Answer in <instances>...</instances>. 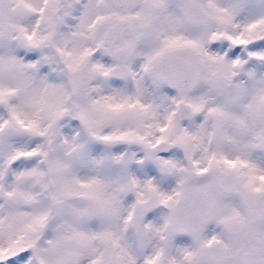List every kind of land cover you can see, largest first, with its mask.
<instances>
[{
  "label": "snow or ice",
  "instance_id": "1",
  "mask_svg": "<svg viewBox=\"0 0 264 264\" xmlns=\"http://www.w3.org/2000/svg\"><path fill=\"white\" fill-rule=\"evenodd\" d=\"M0 264H264V0H0Z\"/></svg>",
  "mask_w": 264,
  "mask_h": 264
}]
</instances>
